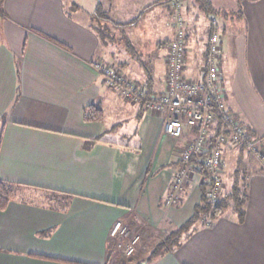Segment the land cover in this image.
Here are the masks:
<instances>
[{
    "label": "crops",
    "instance_id": "1",
    "mask_svg": "<svg viewBox=\"0 0 264 264\" xmlns=\"http://www.w3.org/2000/svg\"><path fill=\"white\" fill-rule=\"evenodd\" d=\"M114 1L109 15L128 22L115 16ZM187 1L185 72L201 79L211 22L197 0ZM211 3L220 18L228 106L264 145V0ZM162 5L141 21L155 15L153 26L174 30L158 42L167 50L176 38L169 14L173 18L176 11H167L164 20ZM93 11L65 0H0V180L20 184L16 198L0 209V264H110L117 220L141 215L177 226L182 216H193L200 200L197 175L184 183L181 206L161 204L194 130L186 127L184 137L170 138L164 115L124 100L107 85L93 66L97 60L142 75L103 48ZM166 50L149 59L150 68L143 66L141 80L150 94L166 89ZM91 104L102 108V120L89 118ZM224 156L230 178L224 179V194L231 175L242 171L243 216L225 208L144 264H264V167L241 147L228 145Z\"/></svg>",
    "mask_w": 264,
    "mask_h": 264
},
{
    "label": "built area",
    "instance_id": "2",
    "mask_svg": "<svg viewBox=\"0 0 264 264\" xmlns=\"http://www.w3.org/2000/svg\"><path fill=\"white\" fill-rule=\"evenodd\" d=\"M173 5L182 7L178 0ZM172 26L176 29V38L169 44L168 68L166 71V89L163 93L146 96L145 86L135 83L114 70L103 60L93 63L95 69L111 88L123 97L134 102H143L146 109L164 115V132L173 139L185 135V128L194 130V135L186 140L168 194L164 202L171 203L179 198L184 183L194 175L201 176V182L207 184V197L213 206L220 203L224 195L225 149L228 145L243 147L247 154L262 159L264 167V148L261 138L254 135L237 115L229 108L221 74V25L217 18L211 19V33L207 40V59L203 66L204 77L194 79L186 75L187 42L185 17L177 15ZM196 156L198 163H193ZM208 170L206 176L202 169ZM118 221L111 235L121 231ZM124 230V228H122ZM124 232V231H123ZM111 236V237H112ZM133 247L128 254L133 252Z\"/></svg>",
    "mask_w": 264,
    "mask_h": 264
},
{
    "label": "rangeland",
    "instance_id": "3",
    "mask_svg": "<svg viewBox=\"0 0 264 264\" xmlns=\"http://www.w3.org/2000/svg\"><path fill=\"white\" fill-rule=\"evenodd\" d=\"M65 1L67 4L69 2V5L74 4L78 7L80 6L81 11H84V12L95 10L99 3L102 4L105 10H109L108 8H110V3L112 2V0H65ZM157 1L159 0H155L151 2L144 8L142 7V5L144 3L149 2V0H115L113 2L112 7L113 6L114 7L112 10L115 16H117V18L119 19H122V21L124 22L133 19L137 15V13L143 8L142 9L143 12L141 11L142 15L140 16V21L135 26H128L124 28V27H119L117 26L118 24L115 25L114 23H111V21H107L105 19L98 21L93 18V25L100 32L103 48L107 47L106 48L107 50L109 47L112 48V52L117 58L116 61L117 62L120 61L122 65L128 64L131 67L133 74L134 73H137L139 75L141 74L142 78L144 77V74H145V67L143 66L147 65L150 68L151 66H150L149 59L153 58L155 53L160 52L161 49L163 50V52L166 50V46H162V48L158 47L159 45L158 42L166 40V37H165L166 32L170 33L174 31L167 26L164 27L165 25L153 26L155 15L148 16V19H146L144 22L141 21L147 11L154 12V10H152L151 8H154V6H156L157 4L149 8L147 7L149 5L157 3ZM178 1L182 4V7L181 6L177 7V9L175 8L174 5H173L174 7L172 6L173 2L171 4L172 8L169 5V2L163 3L162 13L164 17L162 16V19L165 20L167 11L171 13L170 9H174L176 11L175 12L176 15L174 14L173 18H170V14H169V20H171V22H174V21L176 22L177 15H182L186 19L185 14L187 13L185 12V7H186L185 5L188 3V1L187 0H178ZM189 9L191 10V7ZM225 14L227 15L229 13H225ZM208 18L210 19V21L213 18H217V20L220 19L218 15H215V13L208 14ZM223 18H226V17L223 16ZM113 21L116 23H119L115 20ZM185 32H187V21H185ZM131 47L135 49L136 53L131 52ZM168 50H169V45H168V48L166 50V55H165L167 68H168V54H167ZM108 65L111 66L114 70H116L120 74H122L124 77L129 78L130 80L134 81L137 84L145 86V89H146V83L141 80L142 78L136 77L131 74H128V75L124 74L116 66H113V64L108 63ZM202 72H203V69H202ZM112 89L115 90L114 88ZM115 91L124 100L134 102L133 100L123 97V95L119 93L117 90ZM109 118H112V117L109 116ZM261 143H262V148H264L263 140L261 141ZM180 155H181V152H180ZM248 155L251 160H254L258 164L263 166L262 164L263 162L261 158L259 160V159L254 158L251 154H248ZM180 164H181V160L178 161L177 166H179ZM226 165H227V161H226ZM226 165H225V168H226ZM196 176L197 175L191 176L188 180L191 179V181H193L196 178ZM226 177L228 179L226 181L229 182L230 181L229 176H225V178ZM231 177H233V175H231ZM188 182L189 181H187V183ZM185 188L186 186L183 185L182 189L180 190L179 198L172 199L171 203L169 204L167 202H164V199H162L161 204L165 206L166 208L181 206L183 204V200L186 194V192L183 191L185 190ZM198 203L199 201L197 202V204ZM183 213L184 212L181 213V216L183 215ZM189 216H190L189 213L186 214V216L185 215L182 216L180 220L177 222V226L169 222L168 223L165 222L161 225H157L156 221H154L153 219L150 218L148 220L141 215H136V217L132 216L128 220H125V219L117 220L115 224L118 221H121L122 228H124V230L121 228V231L118 234H116L115 236L111 235L112 237L110 238V243H109V250L111 253L110 264H138V263L143 262L150 256L151 252L153 251L157 243L159 241H163L167 235L171 234L173 231L177 230L183 224H185ZM205 219H206V216L204 213H202L201 219L196 221L192 225L191 229L194 228L197 222L201 220L204 221ZM185 235L186 234H183V237ZM131 247L134 248L133 252L131 254H128L129 249Z\"/></svg>",
    "mask_w": 264,
    "mask_h": 264
},
{
    "label": "trees",
    "instance_id": "4",
    "mask_svg": "<svg viewBox=\"0 0 264 264\" xmlns=\"http://www.w3.org/2000/svg\"><path fill=\"white\" fill-rule=\"evenodd\" d=\"M174 0H164V1H157V3H154L152 5H149L147 8L158 5L165 2H173ZM200 5L203 8V13L210 14L213 13L210 10V0H197ZM76 5H74L75 7ZM77 7V6H76ZM143 12V11H142ZM142 12L132 19L131 21L125 22V23H116L114 22L108 11L105 10L101 3L98 4L95 11L93 12V18L96 20H107L111 21V23H114L115 25L119 27H128V26H135L140 21V16L142 15ZM99 32V31H98ZM100 34V32H99ZM133 49V50H132ZM131 52L136 53L135 49L131 47ZM151 92L150 85H146V96H149ZM89 109V118H93L96 120H102L104 118V112L101 107H98L97 105L91 104L88 106ZM241 150L244 151V148L241 147ZM197 157L194 156L192 158L193 163H198ZM202 172L208 176L209 172L205 168L202 169ZM242 171L237 170L236 173L232 177V184L231 187L225 192L223 195L221 201L216 206H213V204L210 202V200L207 197L206 191H207V184L201 183L200 184V200L199 203L196 205L193 216L188 219L185 224H183L180 228L173 231L171 234L167 235L166 238L163 241H159L153 251L151 252L150 256L144 260L141 263L138 264H144V262L151 261L154 257L162 254L165 250H172L177 245L180 244L183 238V234H187L192 225L201 219V214L204 213L206 216V219L204 220V223L213 221L215 218H217L225 208H228L230 206L233 207V209L237 212V214L242 217L244 214V205L246 202V190L245 187L242 185ZM20 184H14L8 181L0 180V209H3L6 207V205L9 203L10 200L16 198V188L19 187Z\"/></svg>",
    "mask_w": 264,
    "mask_h": 264
}]
</instances>
